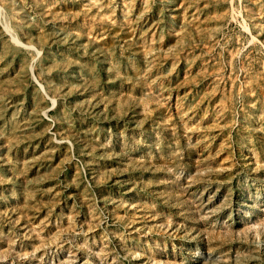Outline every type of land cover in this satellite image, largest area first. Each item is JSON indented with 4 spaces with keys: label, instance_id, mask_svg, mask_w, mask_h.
I'll use <instances>...</instances> for the list:
<instances>
[{
    "label": "rangeland",
    "instance_id": "1",
    "mask_svg": "<svg viewBox=\"0 0 264 264\" xmlns=\"http://www.w3.org/2000/svg\"><path fill=\"white\" fill-rule=\"evenodd\" d=\"M0 264H264V0H0Z\"/></svg>",
    "mask_w": 264,
    "mask_h": 264
},
{
    "label": "water",
    "instance_id": "2",
    "mask_svg": "<svg viewBox=\"0 0 264 264\" xmlns=\"http://www.w3.org/2000/svg\"><path fill=\"white\" fill-rule=\"evenodd\" d=\"M29 73H30V77H31V79H32V82L37 86V88L41 91V93L45 96V98L49 101V103H54L53 100L49 99V98L46 96V94H45V92H44V90H43L42 85L39 84V83L36 81V79L34 78V76H33V74H32L31 69L29 70Z\"/></svg>",
    "mask_w": 264,
    "mask_h": 264
}]
</instances>
